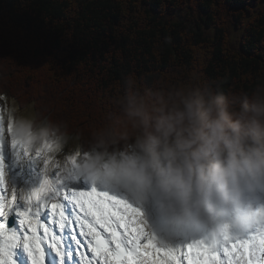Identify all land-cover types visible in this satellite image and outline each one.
<instances>
[{"label":"clouds","instance_id":"obj_1","mask_svg":"<svg viewBox=\"0 0 264 264\" xmlns=\"http://www.w3.org/2000/svg\"><path fill=\"white\" fill-rule=\"evenodd\" d=\"M87 137L65 120L0 111L6 136L46 157L49 170L103 184L141 205L163 240L185 231L252 226L264 204V81L226 91L196 75L145 85L117 82ZM148 209H154L161 227Z\"/></svg>","mask_w":264,"mask_h":264},{"label":"trees","instance_id":"obj_2","mask_svg":"<svg viewBox=\"0 0 264 264\" xmlns=\"http://www.w3.org/2000/svg\"><path fill=\"white\" fill-rule=\"evenodd\" d=\"M130 73L250 91L264 81V0H0L6 109L87 137Z\"/></svg>","mask_w":264,"mask_h":264},{"label":"snow or ice","instance_id":"obj_3","mask_svg":"<svg viewBox=\"0 0 264 264\" xmlns=\"http://www.w3.org/2000/svg\"><path fill=\"white\" fill-rule=\"evenodd\" d=\"M42 162L41 181L19 187L8 180L3 145ZM18 159L23 157L18 152ZM46 157L6 136L0 122V264H264V204L253 206L252 226L225 222L220 232L185 231L169 240L148 228L144 209L100 183L65 179ZM14 223H10L13 221Z\"/></svg>","mask_w":264,"mask_h":264},{"label":"rangeland","instance_id":"obj_4","mask_svg":"<svg viewBox=\"0 0 264 264\" xmlns=\"http://www.w3.org/2000/svg\"><path fill=\"white\" fill-rule=\"evenodd\" d=\"M239 32L240 31L236 30L237 34H239ZM5 106V102L0 100V111L5 110ZM26 116H31V113H27ZM3 151H6L7 157L10 158L6 169L8 172V180L10 183L12 181V175L14 174H18L22 180V183L19 185V187H31L40 183L42 162L33 157L23 155L22 149H20L19 147L14 149L8 141L4 143L2 152ZM18 152L23 157L22 159H18ZM5 157L6 155L4 156V158ZM11 166H17V169L12 170ZM26 179H28V181H25Z\"/></svg>","mask_w":264,"mask_h":264},{"label":"bare ground","instance_id":"obj_5","mask_svg":"<svg viewBox=\"0 0 264 264\" xmlns=\"http://www.w3.org/2000/svg\"><path fill=\"white\" fill-rule=\"evenodd\" d=\"M36 162H37V161H36ZM32 164H33V163H32ZM11 180H12L11 183H12V184H15V185H17V186H19V185L22 183V180H21V178L19 177L18 174H14V175H12ZM25 181H28V179H26ZM155 220H156V222H157L158 224H160V219H159L158 216L155 217ZM19 258H20V259H24V261L21 260L22 264H27V262H26V260H25V257H24L22 254L20 255ZM77 258H78V257H77ZM71 260H72V261H71ZM48 261H49V262H52L53 264H56V258L53 257L52 255H49V257H48ZM69 264H73V258L70 259Z\"/></svg>","mask_w":264,"mask_h":264}]
</instances>
